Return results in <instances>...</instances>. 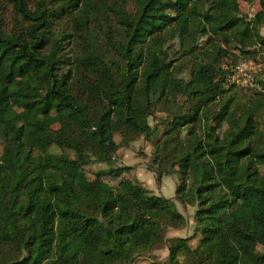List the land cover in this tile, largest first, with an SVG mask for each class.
<instances>
[{"label": "trees", "instance_id": "16d2710c", "mask_svg": "<svg viewBox=\"0 0 264 264\" xmlns=\"http://www.w3.org/2000/svg\"><path fill=\"white\" fill-rule=\"evenodd\" d=\"M239 2L0 0V264H130L165 241L151 264H264V92L224 68L264 64V0ZM156 134L151 170L197 207L195 247L167 238L187 223L173 202L108 181L131 167L87 175Z\"/></svg>", "mask_w": 264, "mask_h": 264}, {"label": "rangeland", "instance_id": "374dc122", "mask_svg": "<svg viewBox=\"0 0 264 264\" xmlns=\"http://www.w3.org/2000/svg\"><path fill=\"white\" fill-rule=\"evenodd\" d=\"M34 1V0H32ZM240 9L243 14L248 16H254L256 13L262 10V4L260 0L245 1L240 0ZM260 32L264 35V27L260 28ZM178 43L172 41L171 48L177 49ZM262 56L258 55L255 59L248 57H240L239 62L245 63L250 67L253 74L257 76L258 82L261 81L264 84V64L262 63ZM189 72L187 69L181 72V76L188 78ZM260 83V82H259ZM260 83V84H261ZM261 84V85H262ZM264 87V86H263ZM243 88V87H242ZM245 88V87H244ZM249 89V88H245ZM240 90L242 93H251L246 90ZM185 97L181 96L180 101H184ZM165 113L162 111H156L153 116L149 118V122L153 127L157 129H163V122ZM227 129L225 126L220 132L223 133ZM159 138V134L153 135L151 138L141 136L133 141L128 147L123 148L116 155L115 163H99L90 159L89 164L86 166L87 175L90 179H94L99 171H109L112 167H131L130 170L125 169V172L120 176L112 175L108 176V181L111 184H118L120 181H126L130 185H140L149 188L154 194L167 198L168 202H174L177 209H181V212L187 219V223L180 229H170L167 238L173 237H191L190 244L195 247L197 244V238L193 235L195 228L199 223L197 216V207L189 206L187 208L182 207L180 202L174 200L176 188L179 183L178 174H173L164 177L162 183H157L156 174L151 170V167L156 168L153 162L155 156L154 145ZM118 141L121 140L120 136H116ZM4 144L0 140V156L3 152ZM58 151V150H55ZM261 171L264 173V161H259ZM168 242L160 243L153 249L145 251L139 255L135 261L130 264H151L153 261L163 262L167 260L169 256Z\"/></svg>", "mask_w": 264, "mask_h": 264}, {"label": "built area", "instance_id": "2783aa9c", "mask_svg": "<svg viewBox=\"0 0 264 264\" xmlns=\"http://www.w3.org/2000/svg\"><path fill=\"white\" fill-rule=\"evenodd\" d=\"M226 73V86L237 85L239 87L249 88L256 92H264V87L258 82L257 76L245 63L233 66H224Z\"/></svg>", "mask_w": 264, "mask_h": 264}, {"label": "crops", "instance_id": "0c3cea01", "mask_svg": "<svg viewBox=\"0 0 264 264\" xmlns=\"http://www.w3.org/2000/svg\"><path fill=\"white\" fill-rule=\"evenodd\" d=\"M175 200V199H174ZM176 202H177V200H175ZM173 204H175L174 202H173ZM183 207V206H182ZM179 211H181V209H178Z\"/></svg>", "mask_w": 264, "mask_h": 264}]
</instances>
